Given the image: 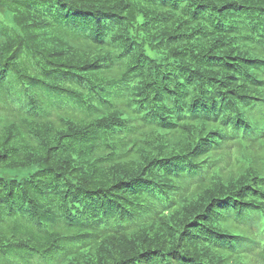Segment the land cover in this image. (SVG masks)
<instances>
[{
    "label": "trees",
    "instance_id": "1",
    "mask_svg": "<svg viewBox=\"0 0 264 264\" xmlns=\"http://www.w3.org/2000/svg\"><path fill=\"white\" fill-rule=\"evenodd\" d=\"M0 13V264H264V0Z\"/></svg>",
    "mask_w": 264,
    "mask_h": 264
},
{
    "label": "rangeland",
    "instance_id": "2",
    "mask_svg": "<svg viewBox=\"0 0 264 264\" xmlns=\"http://www.w3.org/2000/svg\"><path fill=\"white\" fill-rule=\"evenodd\" d=\"M0 17H1V13H0Z\"/></svg>",
    "mask_w": 264,
    "mask_h": 264
}]
</instances>
